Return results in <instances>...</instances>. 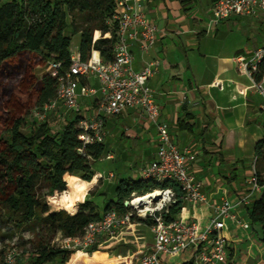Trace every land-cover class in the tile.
Here are the masks:
<instances>
[{
	"label": "trees",
	"instance_id": "obj_1",
	"mask_svg": "<svg viewBox=\"0 0 264 264\" xmlns=\"http://www.w3.org/2000/svg\"><path fill=\"white\" fill-rule=\"evenodd\" d=\"M115 14L113 0L0 3V225L11 224L21 232L29 228L37 230L34 260L27 264H124L129 261V258H113L97 252L98 246L75 252L53 245L59 236L82 238L86 227L104 216L85 198L98 182L93 164L104 156L105 146L103 142L85 143L80 139L87 132L81 128L84 117L79 113H70L61 128L54 130L48 122L29 124L33 111L43 109L57 98L60 78L72 65V35L80 34L82 62H87L93 51L99 52L104 62L113 61L119 41ZM69 28L71 34L67 33ZM96 31L101 37L94 41ZM53 64H60L56 76L51 74ZM39 68L49 70L39 76ZM253 77L256 83L264 80V60ZM81 83L86 85V80L82 79ZM255 158V175L263 190L246 211L250 227H258L256 236L264 245V139L255 147ZM164 188L173 189L177 200L166 215L170 221L182 211V189L176 183L160 184L153 179L120 180L115 200L105 205L104 214L111 210L125 214L130 211L126 201ZM51 203L59 211H52ZM132 222L152 225L151 221L139 218ZM234 257L235 252L231 250L229 258Z\"/></svg>",
	"mask_w": 264,
	"mask_h": 264
},
{
	"label": "crops",
	"instance_id": "obj_2",
	"mask_svg": "<svg viewBox=\"0 0 264 264\" xmlns=\"http://www.w3.org/2000/svg\"><path fill=\"white\" fill-rule=\"evenodd\" d=\"M11 1L0 0V3ZM214 2L146 0L142 3V12L158 29L157 40L147 52L141 51L138 42L130 43L136 72L154 66L148 86L160 107V119L168 124L179 149L195 154V161L189 164L190 170L202 183L209 201L208 205L183 203L182 211L175 218L196 221L201 227L206 226L213 215L212 206L221 198L237 205L250 194V180L255 175V147L264 139V98L238 61L239 58L248 60L255 50L264 47V15L257 12L251 16H234L217 26L212 25ZM67 33L71 34L70 28ZM77 36L79 40L73 41ZM100 37L101 33L96 31L94 41ZM79 45L80 34L72 35V58H80ZM92 55L101 59L97 51ZM85 80L87 86L97 90L96 96L79 99V114L90 121L101 115L102 86L94 76ZM103 135L105 154L100 160L112 163L119 174L110 167H93L98 182L85 201L94 195L104 176L113 179L108 185L115 200L117 178L145 179L143 171L156 158V126L139 110L129 109L120 115L105 117ZM262 190L261 187L260 192L251 197V204L260 197ZM102 194L103 216L107 199L105 193ZM249 206L240 205L234 209L240 224L226 222L224 236L228 241V256L240 235L248 234L241 230L250 227L246 211ZM140 225L143 224H136ZM146 228L150 239L138 243L132 251L138 263L153 245L152 232ZM124 235L125 232L115 239L102 238L97 252L125 243ZM115 256L127 258L120 251Z\"/></svg>",
	"mask_w": 264,
	"mask_h": 264
},
{
	"label": "built area",
	"instance_id": "obj_3",
	"mask_svg": "<svg viewBox=\"0 0 264 264\" xmlns=\"http://www.w3.org/2000/svg\"><path fill=\"white\" fill-rule=\"evenodd\" d=\"M113 1L116 10L114 19L119 23V41L115 46L113 61L104 62L93 55L87 62L72 58L69 72L60 78L56 100L43 109L54 108L60 103L70 113H79V99L97 95V90L83 85L81 80L96 77L102 86L101 115L81 122V128L87 133L80 139L85 143H101L105 117L120 115L129 109L139 110L156 126L158 132L156 158L143 171L145 179H153L160 184L176 183L182 189L184 203L208 205L202 183L190 170L189 164L195 161V154L191 150L181 151L171 136L168 124L160 119V107L148 86L155 72L154 66L149 65L140 72L133 69L134 57L130 43L138 42L141 51L147 52L157 40L158 29L148 22L142 12V3L146 0ZM257 12L264 15V0H215L210 23L217 26L234 16H251ZM263 60L264 47L255 50L248 60L238 59L253 81ZM59 68L60 64H53L51 74L56 76ZM254 88L264 98V80L255 82ZM250 185V194L237 205L226 198L214 203L213 215L205 227L196 221L184 222L176 218L166 220L169 208L177 200L173 189L164 188L152 192L159 196L148 199L146 205H133L134 197L128 201L130 211L125 214L108 211L100 221L86 227L82 238L64 239L63 247L69 249L70 243H74L78 249L85 251L99 246L102 238L115 239L124 234L125 229L135 227L136 223L132 219L139 218L152 222L149 228L153 235V245L141 256L139 264H175L177 260H181L182 264H229L228 241L224 236L226 222L240 224L234 209L240 205L249 206L251 197L261 190L256 175L251 178Z\"/></svg>",
	"mask_w": 264,
	"mask_h": 264
},
{
	"label": "rangeland",
	"instance_id": "obj_4",
	"mask_svg": "<svg viewBox=\"0 0 264 264\" xmlns=\"http://www.w3.org/2000/svg\"><path fill=\"white\" fill-rule=\"evenodd\" d=\"M79 38L74 37L73 41H78ZM48 68H39L37 70L38 75L41 76L43 73L48 72ZM70 114V112L60 103H57L54 108L38 109L32 112L31 117L29 119V124H43L48 122L49 125L54 129L61 128L64 119ZM88 119V118H87ZM29 127L25 130L27 132ZM105 159V158H104ZM99 166L105 168L110 167L116 175L119 172L114 168L112 163H109L105 160H100L93 164V167L98 168ZM102 179V184L97 187L94 191V195L89 197V201L95 206L97 211L101 214L103 212V194L107 199V203L113 200L112 194H110L111 186L108 185L109 182H113V179L110 176H104ZM110 179V181L108 180ZM117 182L120 181L117 178ZM61 197L57 196L56 198ZM55 198V197H54ZM53 200V199H52ZM50 200V202L52 201ZM77 204V208H78ZM52 211H59L58 206L54 203H51ZM33 227V226H32ZM242 232L248 233L247 235H240L239 240L232 245L233 250L235 252L234 259L229 258V264H263L264 262V245H262L256 236V231H259L258 227H245L241 230ZM37 230H31V228L26 229L25 231L21 232L16 230L11 224L0 225V264H27L33 259V251H34V243L35 242V233ZM126 238V242L121 243L118 245L117 248H101V251L104 253H108L109 257H116L117 251H120L122 255H125L129 258L128 263L124 264H139L136 257L132 256V251L134 247L138 243H142L144 241H148L150 239V233L146 226L140 225L134 228H129L124 230ZM231 240L230 237H227ZM53 245L58 247L64 246V239L58 237ZM68 249V248H67ZM75 250L78 249L74 243H70V248ZM86 251V250H85ZM73 255V254H72ZM72 257V256H71ZM122 257V256H119ZM71 259V258H70ZM70 261V260H69ZM82 264V263H81ZM175 264H182L181 260H177Z\"/></svg>",
	"mask_w": 264,
	"mask_h": 264
},
{
	"label": "bare ground",
	"instance_id": "obj_5",
	"mask_svg": "<svg viewBox=\"0 0 264 264\" xmlns=\"http://www.w3.org/2000/svg\"><path fill=\"white\" fill-rule=\"evenodd\" d=\"M96 58L98 57V56H96V55H94ZM159 195L157 194V193H152L151 195H149V196H140V197H136L135 199H134V201H133V205H136V204H144V205H146L147 203H148V199H151V198H156V197H158ZM147 210H149V209H147Z\"/></svg>",
	"mask_w": 264,
	"mask_h": 264
},
{
	"label": "water",
	"instance_id": "obj_6",
	"mask_svg": "<svg viewBox=\"0 0 264 264\" xmlns=\"http://www.w3.org/2000/svg\"><path fill=\"white\" fill-rule=\"evenodd\" d=\"M125 206H126V207L129 206V202H128V201L125 202Z\"/></svg>",
	"mask_w": 264,
	"mask_h": 264
}]
</instances>
